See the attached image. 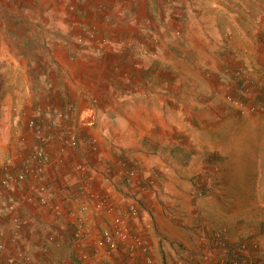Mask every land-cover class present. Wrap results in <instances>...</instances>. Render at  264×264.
Returning a JSON list of instances; mask_svg holds the SVG:
<instances>
[{"label": "crops", "instance_id": "obj_1", "mask_svg": "<svg viewBox=\"0 0 264 264\" xmlns=\"http://www.w3.org/2000/svg\"><path fill=\"white\" fill-rule=\"evenodd\" d=\"M83 4L86 12L82 14L88 19L57 24L54 32L58 38L49 44L28 42L31 55L16 54L12 45L1 48L0 166L6 158L23 159L35 143L33 130L25 122L36 115L37 106L46 109L36 119L41 128L58 124L75 131L79 145L71 150L62 140H55L46 146L49 163L41 181L30 177L9 187L0 185V243L4 246L0 264H144L147 257L152 264H177L180 259L190 264H223L227 252L239 244H245L249 258L262 250L264 220L258 222L263 230L250 235L253 227L244 228L247 221L242 217L227 218L206 199L193 202L174 194L165 216L154 210V201L142 205L151 215L146 226L140 218H129L125 197L145 193L138 180V159L148 151L143 142L159 141L155 137V129L162 125L158 82L176 75L172 70L168 72L171 77L159 76L161 62H168L169 68L172 58L193 63L195 77L198 63L210 67L217 62L219 67L211 68L225 72L223 58L230 53L233 56L228 61H236L245 71L253 66L254 71L246 76L258 96L257 104L264 107V68L258 70V63L264 64V0H87ZM232 42L235 54L221 47L228 48ZM163 89L172 97L179 95ZM182 93L192 120L197 107L204 111L219 106L218 92L211 88ZM58 110L67 111L69 117L57 122ZM89 115L95 117V124L85 127L83 121ZM224 115L235 121L248 120L264 134V111L239 117L225 110ZM187 130V140L184 138L192 145L199 134L192 125ZM194 142L198 146L189 147V160L199 151L201 157L209 155L202 153L200 139ZM79 158L88 165L85 185L96 199L78 193L80 175L74 163ZM252 158L254 172L264 174V152H256ZM130 166L139 171L128 184L124 168ZM2 175L0 170V179ZM40 185L46 187L45 203L38 201L36 188ZM186 189L194 191L190 184ZM83 204L87 206L85 235L75 240L74 223ZM106 205L112 207L111 213L104 210ZM261 205L264 207V201ZM143 214L144 208L140 217ZM116 216L142 236L146 251L131 252L126 243L112 253L95 246L100 230ZM219 230H224L221 238L216 237Z\"/></svg>", "mask_w": 264, "mask_h": 264}, {"label": "rangeland", "instance_id": "obj_2", "mask_svg": "<svg viewBox=\"0 0 264 264\" xmlns=\"http://www.w3.org/2000/svg\"><path fill=\"white\" fill-rule=\"evenodd\" d=\"M83 2L87 0H0V53L3 50L2 46L12 45L16 54L31 55L33 48L28 42L37 40L44 43L47 41L49 44L55 41L58 38L54 32L57 24H73L88 19L82 14L86 12ZM87 15L90 17L89 12ZM229 33L228 37L233 31ZM179 34L177 30L176 35ZM233 45L232 42L228 48L224 45L221 47L225 50L231 49L234 53ZM34 50L40 51V47H34ZM231 56L233 55L228 53L223 58L227 66L225 72H220L221 75L211 68L219 67L220 64L217 62L210 67L209 64L198 63L199 75L195 77H192V72L196 71L192 67L195 64L181 59L172 58L169 63L171 68L166 65L168 62H161L162 65L158 66L159 76L167 77L168 72L172 70L176 72V75L169 80L160 79L157 86L162 91L160 95L162 125L155 129V137L159 140L156 141V145L159 147L157 153L151 154L146 151L143 152V157L138 159L141 161L140 168L138 167L141 170L138 180H141L143 185L140 186L145 193L125 197L127 205L136 202L144 208L145 214L140 217L143 225L149 226L151 219L150 212L142 206L144 203L154 201L156 203L154 210L165 216V211L169 213L168 209L171 207L169 202L174 199L173 195L182 194L193 202L206 199L205 201L210 202L209 205L218 208L227 218L235 220L242 217V220L247 221L244 228L249 230L253 227L250 235L263 230L262 227H258V222L264 220V207L261 205L264 201V174L254 172L252 157L256 152H264V140H262L264 134L259 129H254L248 120L235 121L231 116L225 117L224 112L227 110L228 113L239 117L245 113L258 115L264 111V107L261 103L257 104L258 96L252 92L250 76H246L254 71L253 66L252 70L245 71V68H241L236 61L235 63L232 60L228 61ZM258 64V70L264 68V64ZM163 88L169 93H179V95L176 97L167 95ZM192 88L203 91L207 88L216 90L218 92L216 100L219 104L217 109L201 111V108L197 107V110L192 111V116L195 118L192 120L191 112L185 108V96L182 93L183 90ZM209 101L213 99L210 98ZM167 102L170 105H166ZM84 122L85 120L83 125ZM189 125H192L199 134L192 139V145L186 141L185 132H188ZM195 139L203 142L199 143L203 149L202 153L209 152V155L201 157L199 151L188 164L183 165L167 153L166 147L174 145L182 146L186 150L191 146L197 147ZM164 147L166 150L161 151ZM78 162L86 163L80 158L74 163L77 173ZM86 168L88 169L87 164ZM128 169L135 172L136 178L138 169L131 166ZM189 184L194 188L192 193L186 189ZM203 189H206V194L201 192ZM191 213L195 214V212ZM262 248L251 257L264 260V244Z\"/></svg>", "mask_w": 264, "mask_h": 264}, {"label": "built area", "instance_id": "obj_3", "mask_svg": "<svg viewBox=\"0 0 264 264\" xmlns=\"http://www.w3.org/2000/svg\"><path fill=\"white\" fill-rule=\"evenodd\" d=\"M78 41H81V38H77ZM46 111L41 106H37L34 109L36 115L30 116L26 119L25 125L28 129L33 130V136L35 143L30 147L26 156L23 159H18L17 157L6 158L0 166L2 178L0 179V185L3 187H9L15 181L23 182L28 178H32L36 182L42 180L44 175V170L46 165L49 163V154L46 149V146L57 139L62 140L63 145L71 150H75L79 145V137L75 131L62 128L58 124H53V126H48L41 128L38 123L37 116H40ZM56 121H64L69 117L67 111L58 110L55 112ZM95 124V117L89 115L84 122L86 127H92ZM76 169L80 175V185L77 188L78 193L81 196H84L87 199H96L95 193L90 190L85 185V175H86V163L78 162L76 164ZM135 178V172L131 169L126 168L124 170V180L130 184ZM41 188L37 187L38 192V201L40 203H45L47 199L46 187L45 185H40ZM87 209L86 205H81L79 207V216H76L74 223L73 237L75 240L82 238L85 235V230L83 228V213ZM142 207L139 206L136 202H130L127 205V212L129 218L138 219L140 218ZM104 210L107 213L112 212L111 206H104ZM16 227L18 228L19 224L16 219L13 220ZM224 234V230H219L216 233V237L221 238ZM120 243H126L127 249L129 251H135L140 248L143 251H146V243L141 235L138 233L131 232L124 221L120 216L114 217L111 222L103 227L99 232V237L95 240L94 244L97 248H105L108 252H115L118 249ZM3 244L0 243V251L3 249ZM246 246L241 244L238 248V256L233 257L229 261V264H264V260H257L254 258H249L246 255ZM152 259L147 257L144 264H152ZM224 264V261L222 262ZM177 264H190L182 259L177 261Z\"/></svg>", "mask_w": 264, "mask_h": 264}, {"label": "trees", "instance_id": "obj_4", "mask_svg": "<svg viewBox=\"0 0 264 264\" xmlns=\"http://www.w3.org/2000/svg\"><path fill=\"white\" fill-rule=\"evenodd\" d=\"M157 142H148V141H145L143 142V146L147 148L148 151L150 150H153L154 152H156L158 150V145H156ZM153 145V147H152ZM167 149V153L173 157L174 159L178 160L181 162V164L183 165H186L188 164L189 162V157L191 155V153L189 152V149H185L184 147L182 146H179V145H174V146H170V147H166ZM165 147L161 149V151H165L166 150ZM201 192H205V194L207 193L206 192V189L204 190H201ZM241 245L239 244L237 247H235L234 249L232 248L229 253L227 252V256L226 258L224 259V264H229V261L233 259V257L235 256V258L239 257L238 256V248L240 247ZM188 262V261H186Z\"/></svg>", "mask_w": 264, "mask_h": 264}]
</instances>
